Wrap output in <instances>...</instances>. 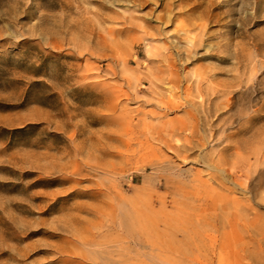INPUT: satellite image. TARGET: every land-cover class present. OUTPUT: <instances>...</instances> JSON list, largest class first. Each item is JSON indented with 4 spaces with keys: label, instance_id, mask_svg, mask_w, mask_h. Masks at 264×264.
I'll use <instances>...</instances> for the list:
<instances>
[{
    "label": "rangeland",
    "instance_id": "1",
    "mask_svg": "<svg viewBox=\"0 0 264 264\" xmlns=\"http://www.w3.org/2000/svg\"><path fill=\"white\" fill-rule=\"evenodd\" d=\"M240 1L66 0L68 9H46L0 0V264H264V240L232 228L218 199L249 205L263 236L264 205L246 203L227 175L216 196V171L156 141L161 124L184 119L162 112L160 100L187 94L204 104L237 83L252 85L255 100L236 108L250 101L248 118L260 121L236 157L246 161L264 141V12L237 33ZM222 2L229 8L211 12ZM200 37L209 42L179 62ZM157 54L174 63L177 89L153 80L165 67ZM111 87L128 95L113 112L96 97ZM234 159L228 165H254Z\"/></svg>",
    "mask_w": 264,
    "mask_h": 264
},
{
    "label": "bare ground",
    "instance_id": "2",
    "mask_svg": "<svg viewBox=\"0 0 264 264\" xmlns=\"http://www.w3.org/2000/svg\"><path fill=\"white\" fill-rule=\"evenodd\" d=\"M38 1L44 2L43 7L46 9H68L66 0ZM254 2H256V0H241L238 3L239 10L237 13L240 16V20L237 33L241 32L242 28L246 27L263 14L264 0H261V2L257 4ZM210 8L211 12L218 11L223 8H229V2H222L219 6H210ZM213 18L214 17L209 14L208 20ZM203 28V26L198 27L201 31ZM205 42H209V39L204 40V37H200L198 42H196V40H191L186 56H181L179 53H176L179 62L181 57L185 58L184 60H190L191 56L195 57L196 54L194 51L197 48L204 46ZM149 55L151 56V53ZM152 58H159L161 63L165 65L164 71L155 72L153 80L157 83H167L171 85L172 90L177 89L180 82L178 81L176 75L177 69L171 59L167 56L160 57L158 54L156 56L152 55ZM217 61H222L223 63L225 62L224 59L219 58H217ZM116 64H118L117 61ZM65 72L66 71L60 70L58 72V76ZM105 72L107 71L105 70ZM108 72L112 76L115 75L113 72ZM53 79L58 78L56 76ZM82 80L86 82L89 80V77L82 78ZM61 81L68 83V80L65 78ZM86 88L89 87H84V89ZM250 96H252V99L255 100L253 86L247 84L242 86L241 83H237L236 85H232L223 91H212L211 96L208 97L204 104L202 102L200 104H194L188 99L189 96L187 94L184 95V100L181 102L174 98L168 99L165 102L160 100L158 108L162 112H181L184 119L174 121L173 123L167 125L161 124V128L165 130L163 131L165 133V137L164 139H161V137L158 136L156 141L167 152H169L170 155L180 159L181 161L193 159L195 162H204L213 171H216V174L218 175H211L208 179V182L215 186L216 190L213 192L216 196L220 193L227 192L225 183L221 181V178L224 175H227L229 182L234 187L247 193L249 200L246 203L249 202L255 205V202L257 201L264 205V141L259 147H255L247 151L245 155L248 159L246 161L236 157V153L242 148L244 150V148L248 146V142H250L249 140H243L244 138L248 136L251 138H257V136L253 137V135H251V124L256 121H260V118L254 121L248 118V114L250 112V107L248 106L251 102L247 100V106L241 105L238 109L235 106L236 100L239 101L240 99ZM96 97L98 99H102L105 108L109 112H113L118 108L117 105H113V102L120 98H128V95L124 94L119 88L111 87L108 92H104ZM218 97L224 99V104L216 103ZM97 121H104V119H98ZM128 121L132 122L131 119ZM242 121H244V124L236 130L233 135H224L226 130L231 129L233 126H238L237 123ZM187 133L190 135V138H185L184 135ZM198 133H200L201 136ZM181 136V144L176 143L175 145H171V140L175 138L178 139V137ZM206 146L209 149L207 152L202 150ZM219 147H222L219 151L214 150ZM233 157L236 158L233 162H248L249 159H251L254 162V165L243 166V163H239V166H236L235 164L228 165V158L233 159ZM152 159L157 158L155 155H152ZM207 189L210 188L207 187ZM218 200L220 204L223 205V209L228 213V216L233 219L232 228H235L236 225H242L243 227L247 226V228L249 227L250 229H254L257 233L256 236L248 238L250 241H255L257 239L264 240V236L261 234V226H257V217L252 216V210L249 205H246L245 203L243 204V202L231 201L230 199ZM249 217H252L251 220L248 219ZM148 225L152 229L150 223ZM148 225L145 228L144 226L142 228L143 230L145 229L146 234H151ZM105 256H107V254ZM120 264H122V262Z\"/></svg>",
    "mask_w": 264,
    "mask_h": 264
}]
</instances>
